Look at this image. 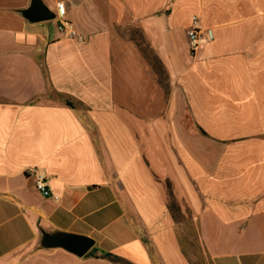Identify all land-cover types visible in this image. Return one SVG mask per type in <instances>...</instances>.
Returning a JSON list of instances; mask_svg holds the SVG:
<instances>
[{
  "label": "crops",
  "instance_id": "0c3cea01",
  "mask_svg": "<svg viewBox=\"0 0 264 264\" xmlns=\"http://www.w3.org/2000/svg\"><path fill=\"white\" fill-rule=\"evenodd\" d=\"M0 264H264V0H0Z\"/></svg>",
  "mask_w": 264,
  "mask_h": 264
},
{
  "label": "built area",
  "instance_id": "2783aa9c",
  "mask_svg": "<svg viewBox=\"0 0 264 264\" xmlns=\"http://www.w3.org/2000/svg\"><path fill=\"white\" fill-rule=\"evenodd\" d=\"M57 11V30L59 34L65 39L75 40L79 43L83 42L84 35L79 31L75 23L67 18L62 3L57 4ZM187 38L189 48L195 54L203 45L210 43L214 39V35L209 30L204 29L200 18L194 15L187 30ZM27 173L33 177L34 186L38 192L54 202L59 201V196L51 191L49 177L44 172L36 168H29Z\"/></svg>",
  "mask_w": 264,
  "mask_h": 264
},
{
  "label": "water",
  "instance_id": "95a60500",
  "mask_svg": "<svg viewBox=\"0 0 264 264\" xmlns=\"http://www.w3.org/2000/svg\"><path fill=\"white\" fill-rule=\"evenodd\" d=\"M29 17L32 19L40 20L54 18L55 15L52 13H43L41 10H37L30 14ZM63 245L75 252L83 254L91 247L92 241L83 237H72L64 242Z\"/></svg>",
  "mask_w": 264,
  "mask_h": 264
},
{
  "label": "rangeland",
  "instance_id": "374dc122",
  "mask_svg": "<svg viewBox=\"0 0 264 264\" xmlns=\"http://www.w3.org/2000/svg\"><path fill=\"white\" fill-rule=\"evenodd\" d=\"M169 207H170V209H171L172 211H175V203H174L173 200H170ZM173 213H175V212H173Z\"/></svg>",
  "mask_w": 264,
  "mask_h": 264
}]
</instances>
